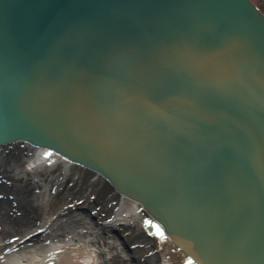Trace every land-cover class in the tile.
Instances as JSON below:
<instances>
[{
    "label": "water",
    "instance_id": "water-1",
    "mask_svg": "<svg viewBox=\"0 0 264 264\" xmlns=\"http://www.w3.org/2000/svg\"><path fill=\"white\" fill-rule=\"evenodd\" d=\"M16 142L139 204L187 264H264V16L0 0V148Z\"/></svg>",
    "mask_w": 264,
    "mask_h": 264
},
{
    "label": "rangeland",
    "instance_id": "rangeland-1",
    "mask_svg": "<svg viewBox=\"0 0 264 264\" xmlns=\"http://www.w3.org/2000/svg\"><path fill=\"white\" fill-rule=\"evenodd\" d=\"M250 1L264 16V0ZM30 148L20 142L0 148V212L5 208L13 214L25 228L22 234L36 229L32 227L44 222L47 215L62 219L60 217L70 214L79 219L77 214H84L89 215L93 223L110 219L120 196L101 177L74 164L68 170L58 164L51 170L42 167L39 173L26 171L25 160L31 152ZM140 218V224L117 228V234L105 232L101 235L103 241L112 242V249L110 246L100 248L98 245L101 243L86 244L91 250L103 249L97 256L98 264H159L161 242L157 234L160 229L144 212H141ZM72 243L74 245L65 252L69 259L76 262L77 253L83 251V243L79 237H75ZM116 244L131 248L126 258L116 252Z\"/></svg>",
    "mask_w": 264,
    "mask_h": 264
},
{
    "label": "bare ground",
    "instance_id": "bare-ground-1",
    "mask_svg": "<svg viewBox=\"0 0 264 264\" xmlns=\"http://www.w3.org/2000/svg\"><path fill=\"white\" fill-rule=\"evenodd\" d=\"M2 148V147H1ZM27 160L26 171L39 173L40 168L53 169L61 164L64 170H68L73 164L53 154L46 149L30 148ZM120 196V202L116 206L110 219L104 222H91L89 215H80L79 219L72 215L52 218L45 217V221L32 228L34 230L24 231L25 228L17 221L11 212L2 208L0 212V264H98V255L103 249L102 246L112 249V242H105L101 238L105 232H117V228L126 227L133 223H141V212L139 204L124 196ZM76 212V209L72 210ZM60 216V214L58 215ZM93 219V218H92ZM82 230H78V229ZM13 234V235H12ZM20 237L13 238V236ZM161 242L159 249V264H182L187 258L180 253L170 242L169 238L160 232L157 234ZM75 237L82 240V250L77 253L76 262L66 256L65 250H69ZM78 242H81L78 240ZM101 243L102 245H98ZM93 244L99 247L95 250L88 248ZM116 252L123 258L127 257L129 251L116 244ZM59 250H62L60 252ZM64 250V251H63ZM58 251V252H57ZM131 251V250H130ZM65 252V253H64ZM64 253V254H63ZM113 256V255H112Z\"/></svg>",
    "mask_w": 264,
    "mask_h": 264
}]
</instances>
